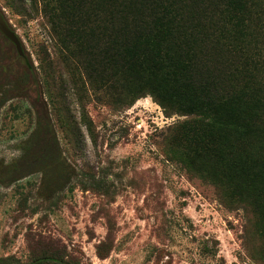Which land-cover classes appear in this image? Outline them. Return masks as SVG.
I'll return each instance as SVG.
<instances>
[{
  "label": "rangeland",
  "instance_id": "obj_1",
  "mask_svg": "<svg viewBox=\"0 0 264 264\" xmlns=\"http://www.w3.org/2000/svg\"><path fill=\"white\" fill-rule=\"evenodd\" d=\"M13 4L0 0L25 58L0 34V264L49 246L79 264H264L256 212L173 154L191 116L92 87L41 0Z\"/></svg>",
  "mask_w": 264,
  "mask_h": 264
},
{
  "label": "trees",
  "instance_id": "obj_2",
  "mask_svg": "<svg viewBox=\"0 0 264 264\" xmlns=\"http://www.w3.org/2000/svg\"><path fill=\"white\" fill-rule=\"evenodd\" d=\"M41 4L92 87L113 89L126 104L151 96L168 115L191 116L175 130L173 154L246 203L264 234V0ZM58 120L66 132L72 120ZM72 259L65 246H49L25 264H79Z\"/></svg>",
  "mask_w": 264,
  "mask_h": 264
},
{
  "label": "water",
  "instance_id": "obj_3",
  "mask_svg": "<svg viewBox=\"0 0 264 264\" xmlns=\"http://www.w3.org/2000/svg\"><path fill=\"white\" fill-rule=\"evenodd\" d=\"M0 31L6 35L8 38H10L15 44L17 45L18 51L23 54V48L21 44V40L19 39L16 32L13 30V28L9 25L8 21L6 20L4 14L2 13L0 9Z\"/></svg>",
  "mask_w": 264,
  "mask_h": 264
},
{
  "label": "flooded vegetation",
  "instance_id": "obj_4",
  "mask_svg": "<svg viewBox=\"0 0 264 264\" xmlns=\"http://www.w3.org/2000/svg\"><path fill=\"white\" fill-rule=\"evenodd\" d=\"M1 9V8H0ZM2 11V10H1ZM3 13V12H2ZM5 16V15H4ZM6 18V17H5ZM9 23V22H8ZM10 25V24H9ZM0 34L6 39V40H8V41H10L12 44H13V46L16 48V51H17V53H18V55L20 56V57H22V58H25V49H24V47H23V44H22V42H21V44H22V48H23V54H21L19 51H18V49H17V45L15 44V42H13L10 38H8L6 35H4L1 31H0Z\"/></svg>",
  "mask_w": 264,
  "mask_h": 264
}]
</instances>
